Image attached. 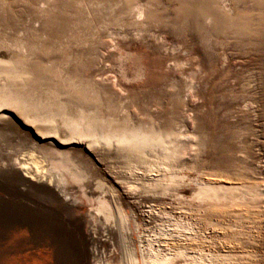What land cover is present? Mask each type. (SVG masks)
Wrapping results in <instances>:
<instances>
[{
  "label": "rangeland",
  "instance_id": "obj_1",
  "mask_svg": "<svg viewBox=\"0 0 264 264\" xmlns=\"http://www.w3.org/2000/svg\"><path fill=\"white\" fill-rule=\"evenodd\" d=\"M0 264H264V0H0Z\"/></svg>",
  "mask_w": 264,
  "mask_h": 264
},
{
  "label": "bare ground",
  "instance_id": "obj_2",
  "mask_svg": "<svg viewBox=\"0 0 264 264\" xmlns=\"http://www.w3.org/2000/svg\"><path fill=\"white\" fill-rule=\"evenodd\" d=\"M149 141V140H148ZM125 144V143H124ZM47 149V148H46Z\"/></svg>",
  "mask_w": 264,
  "mask_h": 264
}]
</instances>
